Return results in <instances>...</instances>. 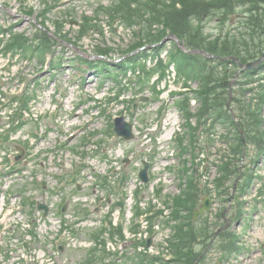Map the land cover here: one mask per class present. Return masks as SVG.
Here are the masks:
<instances>
[{
  "label": "rangeland",
  "instance_id": "rangeland-1",
  "mask_svg": "<svg viewBox=\"0 0 264 264\" xmlns=\"http://www.w3.org/2000/svg\"><path fill=\"white\" fill-rule=\"evenodd\" d=\"M117 4L116 0H0V28L5 27L6 31L0 35V213L8 214L6 231H0V264H82L87 259V249L98 247L93 235L99 231L101 217L105 216L109 204L126 199L124 222L128 224L129 211H133L130 199L144 162L148 163L154 179L152 183L149 177L147 186L141 188L139 205L143 209L154 199L153 188L164 187L166 196L179 191L177 185L181 180H178L176 167L182 159L177 155L176 142L185 134V120L180 113L177 117L172 113H176V102L182 98L170 94L166 97V93L157 96L150 82L144 81L146 86H138L135 83L142 78V74H138L142 72H119L120 76L114 81L105 73L117 70L110 67L101 73L99 69L103 62L111 66L122 60L125 57L121 58L122 51L138 40L135 33L140 28L138 25L126 28L119 19L110 18L103 10ZM90 18L102 27V32L96 28L80 37V32L86 29L83 25ZM240 21L238 16L232 17L224 31H233ZM221 28L218 20L205 22L208 34L216 35ZM44 31L55 41L50 42L41 63L36 56H27L29 53L23 56L2 48L1 40L12 35H23L30 43L37 39L32 43L35 45ZM164 44L162 55L166 54V49H173L170 42ZM107 46L113 49L109 59H99V48ZM148 60L146 64L150 67L153 62ZM261 73L263 71H257L254 81L245 85L250 90L241 97L243 103H254L258 98L260 85L264 84ZM239 76L237 72L232 75L228 88L230 100L226 101L229 102L226 110L236 121L233 108L237 94L232 90L239 89V85H235L242 80ZM160 81L156 83L161 91L171 88L183 91L187 86L189 90L184 98L192 100L193 92L199 89L197 81L177 77ZM28 95L30 100L24 107L23 99ZM131 101L137 103L135 109L131 108ZM163 102L169 104L161 118ZM197 107L195 101L189 107L190 112L194 113ZM260 111L264 131V101ZM119 115L134 127L133 140L124 141L110 135L112 118ZM212 123L208 121L199 128L190 145L193 153L184 158L195 166L197 175H202L201 186L204 185L205 191L212 190V195H207L211 199L210 222L216 221V213L225 211L218 223H228L227 229L237 237L236 244L241 248L228 253L229 257L222 256L225 252H221V246L227 239L216 238L215 248L205 252L206 260L200 264H264V151L256 157L258 151L245 142L246 148H242L243 155L237 164L240 167L238 179L229 178L225 192L216 190L212 181L218 175L217 165L224 156H232L230 149L235 131L230 123H226L227 127L217 122L212 126ZM13 162L15 166L11 165ZM72 170L79 172L72 176ZM102 173L109 174L111 186L116 185L123 174L126 178L121 189L110 190L116 193L109 197L108 203L101 205L102 209L87 214L82 208L95 206L96 199L102 197L95 179ZM56 183L64 185L61 193L56 190ZM27 198L33 200L28 203L34 206L44 203L48 207L47 215L44 217L35 208L30 214ZM62 204L66 206L65 220L71 227L54 245L53 239L59 234L57 218ZM114 217L118 218L117 210ZM139 221L140 238L150 239L154 254L164 253L162 245L169 230L162 226V219L154 223L155 233L150 237L145 235L146 222ZM72 229L73 236L70 235ZM108 237L103 233L99 236L101 240H109ZM125 237L127 241L121 245L123 253L115 249L114 239L109 240L114 245L105 249L111 253L110 264H128L124 257L134 256L132 236L126 233ZM99 248L104 251L102 245ZM90 264L103 263L95 259Z\"/></svg>",
  "mask_w": 264,
  "mask_h": 264
},
{
  "label": "trees",
  "instance_id": "trees-1",
  "mask_svg": "<svg viewBox=\"0 0 264 264\" xmlns=\"http://www.w3.org/2000/svg\"><path fill=\"white\" fill-rule=\"evenodd\" d=\"M117 5L108 7L106 14L113 19H119L126 28H140L135 32L138 40L129 45L122 55L132 53L124 60L112 63L111 66L103 65V70L112 67L117 72L110 70L105 76L114 81L126 70L136 71L139 69L143 76L138 79V86L149 82L150 78L157 72L163 77L166 67L174 64L179 76L189 81H197L199 89L194 93L200 101L199 110L193 114L189 110L187 99L180 102V107L186 118L185 127L189 135V141L194 142L197 131L207 118L214 121L230 123L236 130V143L233 152L241 155L242 144L239 139L238 127L243 130L247 144H252L258 151H263L264 131L262 129L261 104L264 101V84L260 85V93L253 103H243L241 97L250 90L245 85L254 81L257 71L264 69V63L255 70L240 74L241 81H236L239 89L234 97V112L237 121L231 118L226 110L228 99V88L232 75L236 72L238 65L232 59L225 57H237L241 63H247L259 57L264 51V0H116ZM133 6V8L131 7ZM242 14V16L240 15ZM238 16L241 19L238 27L224 31V26L232 17ZM209 19L218 20L222 25L221 30L216 34H208L205 30V22ZM94 18H90L83 25L86 29L80 32V37L88 30L98 29L102 32V27L96 25ZM42 26H44L42 24ZM156 28V29H155ZM6 31L0 28V35ZM175 35L183 46L188 50H200L207 53L210 57L201 54H190L182 51L175 44L169 53L168 64L159 61L156 67L146 69L139 59L146 58L149 54L158 55L162 47V39L168 35ZM44 31L40 41L35 45L30 43L23 35H12L8 39H2L3 49L6 52L13 50L15 54H22L37 57L43 62L50 42L55 40L47 36ZM63 38H66L63 35ZM79 39V38H78ZM30 40V39H29ZM34 40V39H33ZM67 41V40H65ZM30 43V44H29ZM153 45L151 49L148 46ZM142 50H138L140 48ZM112 48H99L98 52L103 57H108ZM33 57V56H31ZM222 58V59H220ZM231 65V67H230ZM106 66V67H105ZM111 68V69H112ZM117 73V74H115ZM246 78V80H244ZM29 96L23 99L24 107L29 102ZM22 104V106H23ZM197 119V125L193 126L190 118ZM182 142V140H180ZM234 161H238V158ZM221 176L216 180V186L221 192H225V183L229 178H235L238 168L230 160L221 168ZM203 191L196 182L191 179L186 190L173 198L170 213V221L173 234L169 240L171 258L164 260L161 257H147L145 254L137 255V264H193L202 255V251L210 245L214 234V227L207 220L201 219L193 221L192 213L197 208ZM240 205V203H239ZM161 211L156 212L157 217ZM153 219V217H151ZM169 224V223H168ZM219 237L227 239L221 246L223 251L230 252L235 247L234 237L230 232L219 234ZM214 245V244H213ZM211 245V247L213 246ZM97 250H91L87 256L93 259L99 254ZM204 259V257H203ZM201 259V261L203 260ZM132 261V259H131Z\"/></svg>",
  "mask_w": 264,
  "mask_h": 264
},
{
  "label": "water",
  "instance_id": "water-1",
  "mask_svg": "<svg viewBox=\"0 0 264 264\" xmlns=\"http://www.w3.org/2000/svg\"><path fill=\"white\" fill-rule=\"evenodd\" d=\"M263 60H264V53L257 60H255L253 62H249L246 65L240 64V67H241L240 71L242 72L243 70H252V69L256 68ZM227 107H229V102L227 103ZM114 131H115L117 136L122 137L125 140H129V139L133 138L131 125L129 123L125 122L123 117L115 118V120H114ZM241 140L243 142V135L242 134H241ZM146 171H147V164H145L144 168L139 173L140 178L144 182L147 181ZM124 178H125V175H123V177L120 181V184L123 183ZM209 204H210L209 199L207 197H205L203 199L202 205L200 206L199 210L194 212V217H196L197 214L208 211ZM38 206H39V208H43L46 212V210H47L46 206H44V205H38Z\"/></svg>",
  "mask_w": 264,
  "mask_h": 264
}]
</instances>
